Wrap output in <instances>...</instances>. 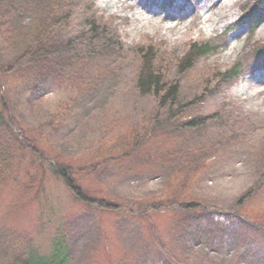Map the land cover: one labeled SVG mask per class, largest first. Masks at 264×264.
<instances>
[{"label": "rangeland", "instance_id": "1", "mask_svg": "<svg viewBox=\"0 0 264 264\" xmlns=\"http://www.w3.org/2000/svg\"><path fill=\"white\" fill-rule=\"evenodd\" d=\"M256 1H237L222 20L214 0H77L61 38L84 35L88 12L112 47L94 53L78 40L74 71L60 80L14 64L29 39L31 9L17 28L0 30L12 131L70 166L90 198L116 204L111 211L80 201L26 151L0 179V263L31 246L48 253L63 235L69 264H264V67L249 58L264 43V8L255 24L245 17ZM206 41L215 49L182 70L191 43ZM145 51L178 87L181 105L196 104L163 108L139 92ZM233 65L241 72L228 79ZM193 119L204 124L183 125ZM192 201L200 206H183Z\"/></svg>", "mask_w": 264, "mask_h": 264}, {"label": "trees", "instance_id": "2", "mask_svg": "<svg viewBox=\"0 0 264 264\" xmlns=\"http://www.w3.org/2000/svg\"><path fill=\"white\" fill-rule=\"evenodd\" d=\"M77 0H0V30L6 31L10 27L17 28L25 12L31 9L33 19L28 23V42L23 50L15 57L14 64L28 62L26 69L30 71L45 70L47 76L54 80L62 79L66 72L74 71V64L77 62V51L75 48L79 45L78 40L83 41L87 48L95 46L94 53L108 51L112 47L108 33L99 26V21L91 20L92 16L87 14L83 19L85 28L84 35L75 34L64 40L61 38L58 29L62 22L74 17L77 11ZM264 8V0H257L255 4L245 13V17L252 20L255 24L256 18L260 16L261 9ZM215 46L212 42L191 43L189 50L179 59V67L182 70L191 68L201 56L210 53ZM93 51V49H91ZM250 60L255 67H264V43L253 48L250 52ZM157 56L148 51L142 56V64L139 70L137 87L142 95H154L159 98L160 106L163 108H172L177 104L180 109H185L189 105L197 102H187L181 105L178 101V87L168 82L156 68ZM22 66V65H21ZM18 66V69L21 68ZM6 68L10 69V66ZM241 71L240 66L234 65L226 71L225 77L228 79L237 76ZM171 112V117L178 121V110ZM10 114L5 98L0 86V179L4 180L10 176V169L18 162L22 164V156H26V151L33 157L32 164L38 163L43 167L47 163L53 175L62 180L70 189L73 195L83 202L99 201V205L105 210L116 211V204L106 203L104 200L90 198L81 186H79L72 177V168L61 161L48 160L35 145L28 143L29 136L22 133H15L12 130ZM204 122L193 119L183 122V125L189 128H197ZM179 126V125H178ZM9 133L6 140H3L5 134ZM18 142L17 148L10 144L11 140ZM6 141V142H5ZM22 153L18 154L19 151ZM22 154V156H21ZM126 155V154H125ZM242 203V200L239 202ZM186 208H198L199 202L183 203ZM0 264H69V249L60 235L59 240H55L52 249L48 253H43L38 248L29 247L26 256H13L6 262Z\"/></svg>", "mask_w": 264, "mask_h": 264}, {"label": "bare ground", "instance_id": "3", "mask_svg": "<svg viewBox=\"0 0 264 264\" xmlns=\"http://www.w3.org/2000/svg\"><path fill=\"white\" fill-rule=\"evenodd\" d=\"M215 2H214V5H218V4H221L222 2H223V0H214ZM237 1H239V0H230L228 3H226L225 5L224 4H221V6H220V9H219V13H221L220 15H221V19L222 20H224V19H226V18H228V15H227V13L226 12H222V10L223 9H225V8H232L233 6H235V4H236V2ZM112 4L113 5H115L116 3H114L113 1H112ZM137 13H139L138 11H134L133 13H132V16H134V19H140L139 17H137L136 16V14ZM140 14V13H139ZM157 18V17H156ZM168 19H170V17H168ZM208 20V19H207ZM209 21L210 22H213V20H211L210 18H209ZM177 24H174V25H167V27H166V29L167 30H170V29H176L177 28ZM250 80L251 79H247V83L246 82H244V84H243V86H241V89L239 90V91H242V92H244L243 90H247V88L246 87H248L249 86V84H250ZM249 83V84H248Z\"/></svg>", "mask_w": 264, "mask_h": 264}]
</instances>
